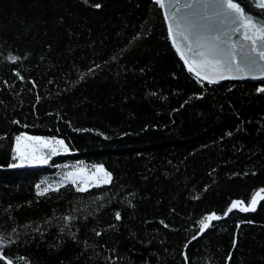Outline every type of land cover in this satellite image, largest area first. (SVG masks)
<instances>
[{
	"label": "trees",
	"instance_id": "1",
	"mask_svg": "<svg viewBox=\"0 0 264 264\" xmlns=\"http://www.w3.org/2000/svg\"><path fill=\"white\" fill-rule=\"evenodd\" d=\"M259 89L190 72L154 0H0V264H264V200L224 216L264 192ZM22 131L68 152L11 167ZM67 160L111 181L38 194Z\"/></svg>",
	"mask_w": 264,
	"mask_h": 264
},
{
	"label": "snow or ice",
	"instance_id": "2",
	"mask_svg": "<svg viewBox=\"0 0 264 264\" xmlns=\"http://www.w3.org/2000/svg\"><path fill=\"white\" fill-rule=\"evenodd\" d=\"M85 3H88V0H84ZM155 3L159 5L161 8L164 7L163 0H155ZM264 4V0H257V5L260 6ZM93 7L99 9L101 5L99 3L92 5ZM186 8L193 9V12L190 13L192 17H198V20L189 19V17H181L176 21L177 28L180 27V24L183 23L186 26V32L184 34V39H191L195 45L197 50L194 52V56L200 57L198 61H193V63L197 64L200 68L209 69L213 71L219 72L220 69L224 68L227 71H231V65L236 62L237 54L240 58V64L237 65L236 70L241 71L244 69L252 70L258 68V60L264 61V26H257L255 24H251L249 20L247 23L242 19V12L240 7L233 2V0H192L191 3L185 5ZM179 11V9H176ZM209 11H211V16L208 15ZM240 13V16L230 15V12ZM215 17L218 23L216 24H204L199 21H208ZM219 25H227L225 28L219 27ZM241 26L244 27V32L242 33V39L244 41L250 42V46L248 44H239L237 49V44L232 41V36L236 33L240 32ZM249 27L255 28L254 32H249ZM207 29L210 32L215 34L211 36H206L202 34L203 29ZM187 32H191V37L187 34ZM169 36L173 37V28L169 25ZM224 37V39H221ZM176 41L173 38V44L175 45ZM189 51L192 50V43L188 45ZM179 52L180 49L177 48ZM182 59L185 60V64L188 65L189 61L185 59L182 55ZM19 57L9 55V60L11 62H15ZM241 65L243 67H241ZM188 70L193 71V67L189 65ZM261 76H264V69H260ZM197 76L200 75L199 72L196 73ZM237 77L226 76L223 73H220V79H235ZM253 79L257 78L255 76ZM216 81L209 78V83H215ZM259 91L264 92V89H259ZM230 135V134H229ZM39 139V138H35ZM17 147L15 151L17 154L23 158L24 153L20 150L19 143L20 137L16 138ZM46 143V141H45ZM11 167H20L21 165H10ZM102 170V169H101ZM105 176L107 179L105 183L111 181V176L109 173L105 172ZM78 191H85L84 188H78ZM47 191V189H45ZM264 191V190H261ZM43 195V193H38ZM259 200H264V196H260L259 193L252 197L251 202L247 206H242V201H233L232 205L227 209L224 213L225 216L230 213L233 208L239 206V210L243 212H253L256 211V205ZM117 220L120 219V214H116ZM218 217L215 213L208 215L205 219L207 221L217 220ZM251 223V221H249ZM200 232L203 233L206 229L210 227L209 223L201 221ZM99 235V233H97ZM196 237L194 236L193 239ZM235 246V244H234ZM187 247V245H186ZM231 258V254H229V259ZM0 259H4V257L0 256ZM8 264H11L9 261Z\"/></svg>",
	"mask_w": 264,
	"mask_h": 264
},
{
	"label": "water",
	"instance_id": "3",
	"mask_svg": "<svg viewBox=\"0 0 264 264\" xmlns=\"http://www.w3.org/2000/svg\"><path fill=\"white\" fill-rule=\"evenodd\" d=\"M155 1V0H154ZM192 0H163L164 7L162 9V13L166 22L167 30L169 33V25L172 26L173 28V37H170L172 44H173V38H175V45L173 44L175 50L177 51V48L180 49V51L177 53L179 54L180 57L182 55L189 61V64H185V60L182 59L184 62V65L188 69L189 65L193 67V71H191L194 75L197 76V72L200 73L199 77L200 79L209 82V78L215 80L216 82H220L222 80L226 79H220V73H223L226 76L230 77H237L233 80H252V81H263L264 82V76H261V71L260 69H264V61H259L258 60V68L248 70L244 69L241 71H237V65L240 64V58L239 55L237 54V59L236 62L231 65L232 70L229 72L226 69L222 68L217 71L209 70V69H204L200 68L197 64L193 63V61H198L200 57L194 56V52L197 50L195 43L189 39L185 40L184 39V34L186 32V26L181 23L180 27L177 28L176 26V21L179 20L181 17H189V19L193 20H198V17H192L190 16V13L193 12V9L186 8L185 5L188 3H191ZM235 4H237L242 12V19L247 23L249 20L251 21V24H255L257 26H264V4L258 6L257 5V0H233ZM176 9H179V11H176ZM230 15L233 16H240V13H236L234 11L229 13ZM209 16H211V11L208 13ZM200 23L204 24H216L218 23L213 17V19L208 20V21H199ZM221 28L227 27V25H219ZM244 27L241 26L240 32L236 33L235 35L232 36V41L237 44V49L239 47V44H248L250 46V42L244 41L242 39V33L244 32ZM249 32H254L256 29L249 27ZM187 34L191 37V32H187ZM202 34L206 36H211L215 33L208 31L206 28L202 30ZM221 39H224V37H221ZM189 43H192V50L189 51L188 45ZM241 67H243L241 65ZM255 76L257 78L253 79L252 77ZM260 196H263L260 195ZM259 202V197L257 198ZM258 204V203H257ZM257 206V205H256ZM225 216V215H224ZM206 223H210L209 221H206Z\"/></svg>",
	"mask_w": 264,
	"mask_h": 264
},
{
	"label": "rangeland",
	"instance_id": "4",
	"mask_svg": "<svg viewBox=\"0 0 264 264\" xmlns=\"http://www.w3.org/2000/svg\"><path fill=\"white\" fill-rule=\"evenodd\" d=\"M17 137H20L19 147L24 153L23 158L15 151ZM66 152H68V147L60 137L31 134L22 131L17 133L14 138V164L16 165L44 164L53 155ZM105 172L110 174L100 163H88L83 160H67L58 164L53 174L42 177L36 188L39 193H42L45 192V189H55L64 184L71 183L77 189H87L95 185L105 184V180L107 179ZM260 194L262 195L264 192Z\"/></svg>",
	"mask_w": 264,
	"mask_h": 264
}]
</instances>
